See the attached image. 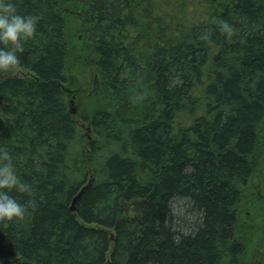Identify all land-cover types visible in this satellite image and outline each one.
I'll use <instances>...</instances> for the list:
<instances>
[{
  "label": "trees",
  "instance_id": "trees-1",
  "mask_svg": "<svg viewBox=\"0 0 264 264\" xmlns=\"http://www.w3.org/2000/svg\"><path fill=\"white\" fill-rule=\"evenodd\" d=\"M15 4L39 20L0 145L34 204L0 220V264H264V0Z\"/></svg>",
  "mask_w": 264,
  "mask_h": 264
},
{
  "label": "clouds",
  "instance_id": "clouds-1",
  "mask_svg": "<svg viewBox=\"0 0 264 264\" xmlns=\"http://www.w3.org/2000/svg\"><path fill=\"white\" fill-rule=\"evenodd\" d=\"M39 16L22 15L18 12L15 0H0V42L11 47H0V71H7L20 63L18 51L23 50V42L31 38L38 24ZM223 29L231 33L229 24ZM32 196V185L17 174L12 154L0 145V220L22 218L33 200L21 202L12 193Z\"/></svg>",
  "mask_w": 264,
  "mask_h": 264
},
{
  "label": "rangeland",
  "instance_id": "rangeland-1",
  "mask_svg": "<svg viewBox=\"0 0 264 264\" xmlns=\"http://www.w3.org/2000/svg\"><path fill=\"white\" fill-rule=\"evenodd\" d=\"M80 48V45H76L75 46V49H79ZM76 59V58H75ZM73 60V59H72ZM71 76H73L75 79H76V84H77V87L79 89H86L85 91H89L92 90V83H93V79H94V72H91V70L85 66H83L82 64H79L78 62H74L72 63L71 65ZM25 72H20V71H13L11 73H5V72H1L0 71V79L3 78L5 75H11V76H21L22 74H24ZM74 100V108L77 110V112H79L82 108H83V102L81 100H77L75 101V97L73 98ZM77 114V113H76ZM75 115V114H74ZM252 183V186L255 187V190H256V187H258L260 184H259V178L256 177L255 179H253L251 181ZM177 209H180V212L177 211ZM176 214H182L183 213V209L182 207L179 205L177 206L176 208ZM179 214V215H180ZM259 237V238H258ZM258 238V239H257ZM257 239V240H256ZM252 241H255L257 244H260L259 246H255L256 249V254L259 256V254H263L262 252L264 251V248H262V245H264V226L263 228L259 231V234L258 236H253L251 237ZM252 256V254H251ZM249 259H247V262L248 264H252V261H251V257ZM255 260V259H254Z\"/></svg>",
  "mask_w": 264,
  "mask_h": 264
},
{
  "label": "water",
  "instance_id": "water-1",
  "mask_svg": "<svg viewBox=\"0 0 264 264\" xmlns=\"http://www.w3.org/2000/svg\"><path fill=\"white\" fill-rule=\"evenodd\" d=\"M67 92H71L69 91L68 89H66ZM74 100H71V113L72 114H76L77 113V110L74 108ZM87 187H84L82 188L81 192L73 199V203H72V207H71V210L72 211H75V203L76 201L80 198V196L83 194V192L85 191ZM113 234H111V238L113 239Z\"/></svg>",
  "mask_w": 264,
  "mask_h": 264
},
{
  "label": "bare ground",
  "instance_id": "bare-ground-1",
  "mask_svg": "<svg viewBox=\"0 0 264 264\" xmlns=\"http://www.w3.org/2000/svg\"><path fill=\"white\" fill-rule=\"evenodd\" d=\"M254 157H255V156H254ZM90 183H91V182L89 181L88 184H86L84 187H88ZM84 187H83V188H84ZM81 190H82V188H81ZM81 190L77 193V195L81 192ZM77 195H76V196H77ZM76 196H75V197H76ZM75 197H74V198H75ZM80 197H81V196H80ZM74 198H73V199H74ZM72 203H73V200H72ZM71 207H72V204H71ZM71 207H70V208H71ZM110 239H111V240H114V237H113V239H112L111 236H110Z\"/></svg>",
  "mask_w": 264,
  "mask_h": 264
},
{
  "label": "flooded vegetation",
  "instance_id": "flooded-vegetation-1",
  "mask_svg": "<svg viewBox=\"0 0 264 264\" xmlns=\"http://www.w3.org/2000/svg\"><path fill=\"white\" fill-rule=\"evenodd\" d=\"M18 71H20V72H25V73H28V72H30V71H22V70H18ZM25 73H24V74H25Z\"/></svg>",
  "mask_w": 264,
  "mask_h": 264
}]
</instances>
